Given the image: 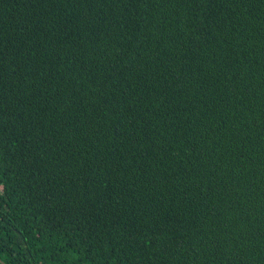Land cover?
Returning <instances> with one entry per match:
<instances>
[{
  "label": "trees",
  "instance_id": "1",
  "mask_svg": "<svg viewBox=\"0 0 264 264\" xmlns=\"http://www.w3.org/2000/svg\"><path fill=\"white\" fill-rule=\"evenodd\" d=\"M0 259L264 264V0H0Z\"/></svg>",
  "mask_w": 264,
  "mask_h": 264
},
{
  "label": "water",
  "instance_id": "2",
  "mask_svg": "<svg viewBox=\"0 0 264 264\" xmlns=\"http://www.w3.org/2000/svg\"><path fill=\"white\" fill-rule=\"evenodd\" d=\"M0 261H1L3 264H6V263H4L1 259H0Z\"/></svg>",
  "mask_w": 264,
  "mask_h": 264
}]
</instances>
